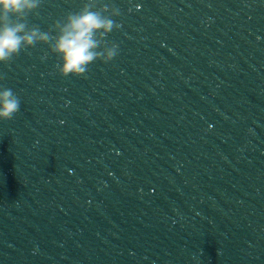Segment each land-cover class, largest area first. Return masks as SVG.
Wrapping results in <instances>:
<instances>
[{"label":"water","instance_id":"obj_1","mask_svg":"<svg viewBox=\"0 0 264 264\" xmlns=\"http://www.w3.org/2000/svg\"><path fill=\"white\" fill-rule=\"evenodd\" d=\"M100 2L111 62L61 77L38 44L0 63L21 102L0 120V264H264V0Z\"/></svg>","mask_w":264,"mask_h":264},{"label":"clouds","instance_id":"obj_2","mask_svg":"<svg viewBox=\"0 0 264 264\" xmlns=\"http://www.w3.org/2000/svg\"><path fill=\"white\" fill-rule=\"evenodd\" d=\"M41 2L0 0V63L9 64L21 52L40 44L58 58L55 69L61 77H86L91 64H107L118 56L119 46L106 39L120 28L113 19L120 15L118 8L100 0H86L79 11L70 12L51 29L42 31L27 23L28 16L36 13ZM20 106V99L11 88L0 87V120H11Z\"/></svg>","mask_w":264,"mask_h":264}]
</instances>
